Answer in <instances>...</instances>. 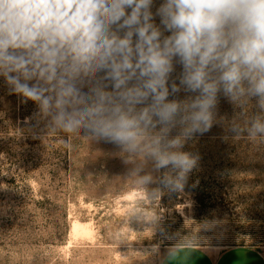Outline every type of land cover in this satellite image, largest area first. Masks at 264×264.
Listing matches in <instances>:
<instances>
[{
  "label": "clouds",
  "instance_id": "clouds-1",
  "mask_svg": "<svg viewBox=\"0 0 264 264\" xmlns=\"http://www.w3.org/2000/svg\"><path fill=\"white\" fill-rule=\"evenodd\" d=\"M0 78L49 132L112 144L183 187L199 159L185 146L221 95L254 104L230 131L264 143V0H0Z\"/></svg>",
  "mask_w": 264,
  "mask_h": 264
},
{
  "label": "rangeland",
  "instance_id": "rangeland-1",
  "mask_svg": "<svg viewBox=\"0 0 264 264\" xmlns=\"http://www.w3.org/2000/svg\"><path fill=\"white\" fill-rule=\"evenodd\" d=\"M35 111L0 78V264H162L178 247L264 250V143L230 131L246 126L252 102L220 96L216 123L185 146L199 159L179 188L112 144L49 132Z\"/></svg>",
  "mask_w": 264,
  "mask_h": 264
},
{
  "label": "crops",
  "instance_id": "crops-1",
  "mask_svg": "<svg viewBox=\"0 0 264 264\" xmlns=\"http://www.w3.org/2000/svg\"><path fill=\"white\" fill-rule=\"evenodd\" d=\"M162 264H264V250L237 247L226 251L178 247L169 251Z\"/></svg>",
  "mask_w": 264,
  "mask_h": 264
}]
</instances>
